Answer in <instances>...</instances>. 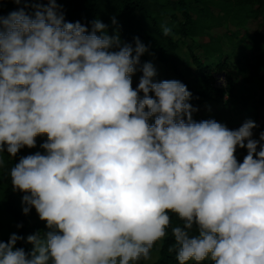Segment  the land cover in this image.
<instances>
[{
	"label": "clouds",
	"instance_id": "clouds-1",
	"mask_svg": "<svg viewBox=\"0 0 264 264\" xmlns=\"http://www.w3.org/2000/svg\"><path fill=\"white\" fill-rule=\"evenodd\" d=\"M146 50L99 20L90 34L65 22L54 0L0 18V154L46 134L10 178L49 229L27 237L30 254L16 234L0 242V264H140L169 230L178 264H264V132L194 122L187 87L154 83L151 63L133 90Z\"/></svg>",
	"mask_w": 264,
	"mask_h": 264
},
{
	"label": "trees",
	"instance_id": "trees-1",
	"mask_svg": "<svg viewBox=\"0 0 264 264\" xmlns=\"http://www.w3.org/2000/svg\"><path fill=\"white\" fill-rule=\"evenodd\" d=\"M54 2L58 6V14L64 16L65 22H79L87 28L88 34L92 32L93 23L99 20L106 26V32L110 37L118 35L121 45H130L134 50L136 40L139 39L147 50L141 56L136 70L139 76L138 82L143 75L141 69L146 62V53H150L160 64L167 66L176 76L177 81L187 87L191 93L188 103L192 108L203 103H213L230 109L236 99V86L229 71V67L232 66L234 73L241 79V85L251 84L256 88V104L264 109V35L255 33L253 36L245 29L248 21L261 17L264 0H54ZM48 5L49 0H20L19 5L16 0H0V18L7 17L20 8H23L26 14L34 16L36 6L43 8ZM163 26L171 29L170 35L163 34ZM225 26L235 30L225 35L226 41L230 44H228L229 51H238L234 58L225 54L224 45H221L222 37L212 38L207 35ZM97 35L99 36L100 33L98 32ZM198 38L208 39L202 47L218 54L215 61L201 60L197 49L190 47V41ZM182 47L188 49L193 69L179 53ZM112 51L118 49L114 48ZM249 51L250 59L247 56ZM215 70H224L228 75L226 102H223V93L213 87L212 73ZM193 77L198 81L196 90L191 88V82L186 81ZM137 87L132 81L133 90ZM139 95L143 98V93ZM252 121L257 125L256 118ZM261 132H264V129L257 126L253 129V136H259ZM47 139L35 138L34 148H22L15 157H10L6 151L0 154L2 160L0 242L7 243L12 234L23 237L15 247L24 249L26 254L31 253L27 237L37 233L44 236L49 229L46 227V222L39 219L34 208L28 215L23 213L22 198L25 193L13 190L10 169L18 164L21 158L36 153L45 154L42 145ZM242 150L247 151L246 148ZM171 219L173 225L180 223L175 216ZM140 264H149V261H141ZM152 264H178L174 238L170 230L162 241V247H158V258ZM205 264L211 262L206 261Z\"/></svg>",
	"mask_w": 264,
	"mask_h": 264
},
{
	"label": "rangeland",
	"instance_id": "rangeland-1",
	"mask_svg": "<svg viewBox=\"0 0 264 264\" xmlns=\"http://www.w3.org/2000/svg\"><path fill=\"white\" fill-rule=\"evenodd\" d=\"M245 28L249 31V34L254 36L255 33H259L260 35H264V7L262 11L261 17L256 20H250L245 24ZM235 31L232 27L225 26L223 29H218L215 31L209 32L208 37H222L221 45H224L225 54L234 58L236 52L229 51V43L225 39V35L227 32ZM243 33V31H242ZM208 41L206 38H198L190 41V47L192 49H197V54L201 60L212 62L214 59L218 58V54L210 52L209 49L203 48L202 45L204 42ZM234 41V40H233ZM213 45V43H211ZM229 44V45H228ZM189 47V48H190ZM179 53L187 60L188 66L192 68L190 59L188 56V49L182 47L179 50ZM250 51L247 52L248 59H250ZM151 63L155 70V76L153 78L154 83H159L163 81H177L176 76L167 68V66L160 64L156 58L150 54L146 53V62ZM144 63V64H145ZM252 67V64H249ZM250 70V69H249ZM229 71H231L230 75L232 77L233 84L236 86V99L232 102V107L224 108L223 105L219 104H207L203 103L200 106H195L193 109L195 110L192 113V119L194 122L199 123L200 121L214 120L224 126H226L229 130H238L245 122L249 120H253V118L257 119V124L260 128L264 129V109L259 108L256 104L257 96H256V88L253 85L243 86L241 85V79L234 73L232 66L229 67ZM252 71V70H251ZM250 71V72H251ZM249 72V73H250ZM138 75L135 74L131 77V80L134 82L136 86H138ZM187 82H191V88L197 89V80L196 78H190L186 80ZM149 96L155 99L154 93H149ZM190 101V100H189ZM188 101V102H189ZM224 108V109H223ZM222 112V113H221ZM221 113L219 116H217ZM218 117V118H217ZM220 117V118H219ZM222 117V118H221ZM155 118V117H154ZM154 118L148 121L149 124L154 125ZM40 138H47L46 134L42 136H37ZM36 137V138H37ZM253 139L259 140V136H253ZM259 151V148H258ZM238 163H242L245 156L247 155V151L243 152L242 149L237 148L234 153ZM30 251L32 252L33 246L30 245ZM154 259L149 261V264L154 263L158 258V251L154 250L153 252Z\"/></svg>",
	"mask_w": 264,
	"mask_h": 264
},
{
	"label": "built area",
	"instance_id": "built-area-1",
	"mask_svg": "<svg viewBox=\"0 0 264 264\" xmlns=\"http://www.w3.org/2000/svg\"><path fill=\"white\" fill-rule=\"evenodd\" d=\"M221 78H223V83H221ZM212 83L215 90L221 91L223 93V99H227L228 75L226 71L215 70L212 73Z\"/></svg>",
	"mask_w": 264,
	"mask_h": 264
},
{
	"label": "crops",
	"instance_id": "crops-1",
	"mask_svg": "<svg viewBox=\"0 0 264 264\" xmlns=\"http://www.w3.org/2000/svg\"><path fill=\"white\" fill-rule=\"evenodd\" d=\"M246 27V26H245ZM246 29V28H245ZM247 30V29H246ZM248 31V30H247ZM249 32V31H248ZM263 52H264V48H263ZM213 61H215V59L213 60ZM212 61V62H213ZM228 99H223V102H226ZM207 104H213V103H207ZM219 105H221V104H219ZM154 118V117H153ZM154 121H155V118H154ZM154 123V122H153ZM151 125V124H150ZM257 126H258V124H257Z\"/></svg>",
	"mask_w": 264,
	"mask_h": 264
}]
</instances>
